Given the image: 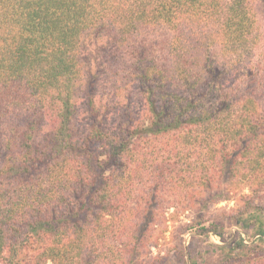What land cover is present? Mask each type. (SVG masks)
<instances>
[{
	"label": "trees",
	"instance_id": "1",
	"mask_svg": "<svg viewBox=\"0 0 264 264\" xmlns=\"http://www.w3.org/2000/svg\"><path fill=\"white\" fill-rule=\"evenodd\" d=\"M261 84L264 0H0V264H258Z\"/></svg>",
	"mask_w": 264,
	"mask_h": 264
},
{
	"label": "rangeland",
	"instance_id": "2",
	"mask_svg": "<svg viewBox=\"0 0 264 264\" xmlns=\"http://www.w3.org/2000/svg\"><path fill=\"white\" fill-rule=\"evenodd\" d=\"M262 86L263 84L260 85L261 88L258 98L261 99L264 108V87ZM254 204L263 207L258 209L259 212H257L260 214V223L251 225L246 231L237 224H228L224 229V238L221 239L219 236L209 233L208 242L217 243L219 245H228L231 244L234 239L237 238L238 240L241 238L248 245L253 246L254 243H257L260 252L255 256H259V258L264 257V237L262 238L259 229L260 227L264 229V192L260 197L257 196L256 199H254ZM240 207H244V201L239 202L236 199L223 200L213 207L209 216L215 217V215L222 209L228 214H234ZM194 215V212L188 211L170 222L169 230L166 232L165 236L160 240L156 247L152 248L153 255L158 257L157 264H182L184 258L176 251L182 246L185 248L200 246V241L192 238V236L197 234V226L192 224ZM245 215L247 216V213ZM236 232H239L240 235L238 236ZM262 261H264V259L258 260L257 263L260 264ZM262 264H264V262Z\"/></svg>",
	"mask_w": 264,
	"mask_h": 264
}]
</instances>
